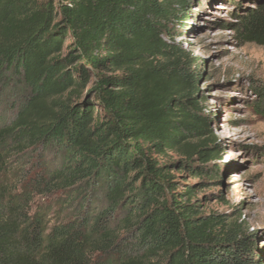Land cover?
Instances as JSON below:
<instances>
[{"label":"trees","instance_id":"obj_1","mask_svg":"<svg viewBox=\"0 0 264 264\" xmlns=\"http://www.w3.org/2000/svg\"><path fill=\"white\" fill-rule=\"evenodd\" d=\"M200 3L0 0V107L10 78L24 90L0 113V264H262L240 223L179 190L222 160L174 43ZM237 18L234 39L264 48V0Z\"/></svg>","mask_w":264,"mask_h":264},{"label":"rangeland","instance_id":"obj_2","mask_svg":"<svg viewBox=\"0 0 264 264\" xmlns=\"http://www.w3.org/2000/svg\"><path fill=\"white\" fill-rule=\"evenodd\" d=\"M256 2L201 0L200 7L192 5L174 43L196 61L201 104L210 116L211 132L222 157L218 178L197 180L184 173L179 190L192 187L201 210L240 223L253 235L264 264V119L251 109L255 90L264 87V48L241 45L232 32L242 8ZM23 92L19 81L10 78L3 89L0 113L7 114L11 102Z\"/></svg>","mask_w":264,"mask_h":264}]
</instances>
